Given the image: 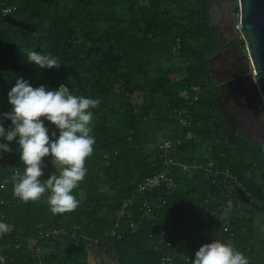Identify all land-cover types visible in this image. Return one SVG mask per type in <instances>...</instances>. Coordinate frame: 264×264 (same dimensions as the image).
Masks as SVG:
<instances>
[{"label":"trees","instance_id":"16d2710c","mask_svg":"<svg viewBox=\"0 0 264 264\" xmlns=\"http://www.w3.org/2000/svg\"><path fill=\"white\" fill-rule=\"evenodd\" d=\"M9 5L16 10L4 16ZM211 16V0H0V112L11 110L18 77L100 100L76 210L54 215L48 193L15 197L12 175L24 169L16 141L0 158V222L11 229L0 235V264H190L212 239L264 264V149L239 129L208 72ZM33 50L60 66L39 68L27 59ZM194 83L201 91L191 103ZM182 106L190 127L174 117ZM163 139L174 141L169 155L180 163L173 181L138 192L164 169ZM43 159L41 180L56 171ZM42 229L61 231L45 238ZM168 254L172 263L163 262Z\"/></svg>","mask_w":264,"mask_h":264},{"label":"clouds","instance_id":"9594fccd","mask_svg":"<svg viewBox=\"0 0 264 264\" xmlns=\"http://www.w3.org/2000/svg\"><path fill=\"white\" fill-rule=\"evenodd\" d=\"M29 62L41 69L58 68L60 61L51 54L37 51L26 52ZM11 110L0 112V150L11 152L10 143L16 141L20 160L24 164L21 172L17 168L13 175V195L21 201H37L48 193L49 210L55 214L70 213L79 206L73 195L87 174L86 159L93 153L95 137L93 111L100 100L74 95L69 87L60 84L55 90L46 85L33 87L23 77L16 79L8 92ZM10 125L5 128V121ZM51 122L58 130L51 131L45 125ZM51 157L56 171L45 180V157ZM9 226L0 222V235L8 233ZM190 264H249L245 255L231 245L212 239L204 243L195 253Z\"/></svg>","mask_w":264,"mask_h":264},{"label":"water","instance_id":"95a60500","mask_svg":"<svg viewBox=\"0 0 264 264\" xmlns=\"http://www.w3.org/2000/svg\"><path fill=\"white\" fill-rule=\"evenodd\" d=\"M237 3L239 11L235 12ZM222 9L221 24L231 32L228 38L245 42V49L239 48L238 57L229 62L233 74L222 80L232 101L228 108L248 123L251 140L264 149V0H226ZM211 25L217 41L219 25L213 18Z\"/></svg>","mask_w":264,"mask_h":264},{"label":"built area","instance_id":"2783aa9c","mask_svg":"<svg viewBox=\"0 0 264 264\" xmlns=\"http://www.w3.org/2000/svg\"><path fill=\"white\" fill-rule=\"evenodd\" d=\"M235 5H238L235 4ZM14 10H16L15 5H9L5 6L2 9V14L4 16L10 15ZM236 27H238V23L236 24ZM201 91V86L199 84H192L191 86V94H192V99L191 103L197 101L199 99V93ZM175 119L182 125L183 127H190L193 123L192 116L190 114V108L187 106H182L178 108L175 112L174 115ZM180 142V141H179ZM159 150L164 154V169L161 172H158L154 174L153 176H149L145 179L144 182H142L139 187H138V192H144L151 188L152 186H160L163 182H169L173 181V177L170 175V170L173 166L180 164L173 156L169 155L170 150L174 147V141L169 140V139H163L159 145ZM4 155L0 151V158ZM144 206L146 208V213L148 214L151 212V206L148 201L144 203ZM225 230H227V227H225ZM60 229H42L40 231V236L49 238V237H57L60 235ZM4 261V259H2ZM163 262L164 263H172L173 262V255L168 254L163 257Z\"/></svg>","mask_w":264,"mask_h":264},{"label":"crops","instance_id":"0c3cea01","mask_svg":"<svg viewBox=\"0 0 264 264\" xmlns=\"http://www.w3.org/2000/svg\"><path fill=\"white\" fill-rule=\"evenodd\" d=\"M213 1L214 0H211V5ZM215 1L220 2L223 5L226 0ZM211 10L213 12V9ZM212 18L214 22L213 14ZM220 20L221 21H219L217 24L214 22V24L219 25L220 28L218 31V40H215L217 43V47L215 49L216 53L215 55H212V53L208 58V72L210 74V77H212L213 84L216 88L219 83H226L222 82V80L227 78L229 75L233 74L234 70L229 65V62L234 61L238 57L239 48L242 50L245 49V42L243 43V39L236 41L232 38H228L229 33L231 32L221 24L223 18H221ZM217 76L219 77L217 78Z\"/></svg>","mask_w":264,"mask_h":264},{"label":"flooded vegetation","instance_id":"af4514ba","mask_svg":"<svg viewBox=\"0 0 264 264\" xmlns=\"http://www.w3.org/2000/svg\"><path fill=\"white\" fill-rule=\"evenodd\" d=\"M223 5L220 2L217 1H213L212 5H211V9H213V17H214V22L217 24L219 21H221L220 19L223 18V9H222ZM219 76H217L218 78ZM218 89L220 92L224 93L227 96L228 102H227V106L231 105L232 101L230 99V94L226 91V84L222 83V84H218ZM236 117V116H235ZM238 118V117H237ZM240 121V130L250 134L252 131L251 129L248 127V123L243 122L240 118H238Z\"/></svg>","mask_w":264,"mask_h":264},{"label":"rangeland","instance_id":"374dc122","mask_svg":"<svg viewBox=\"0 0 264 264\" xmlns=\"http://www.w3.org/2000/svg\"><path fill=\"white\" fill-rule=\"evenodd\" d=\"M197 147H199V146H197ZM196 150H199V148H197Z\"/></svg>","mask_w":264,"mask_h":264}]
</instances>
